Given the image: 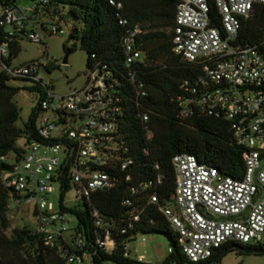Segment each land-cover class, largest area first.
<instances>
[{"label":"built area","instance_id":"built-area-1","mask_svg":"<svg viewBox=\"0 0 264 264\" xmlns=\"http://www.w3.org/2000/svg\"><path fill=\"white\" fill-rule=\"evenodd\" d=\"M50 1L37 0L29 6L0 5V27L6 40L0 42L1 60L8 56L15 33L41 42L27 18ZM109 2L114 4L113 0ZM212 2L220 17V29L212 25L208 0H178L172 29L173 51L188 62L200 64L205 79L200 80L198 89L190 90L188 98L178 96L176 101L181 118L197 109L230 122L235 142L243 149L245 171L241 179H234L200 163L193 155L173 158L175 197L171 204L160 205L159 211L177 236L180 251L192 263L205 262L231 243L257 246L264 234V42L260 48L240 46L236 40L242 20L251 16L256 5H264V0ZM40 28L44 30V25ZM47 30L50 34L66 33L57 22ZM140 32L136 26L122 40L127 67L144 61V52L135 40ZM1 65L12 77L42 82L40 62L18 68L6 66L3 61ZM90 72L81 89L66 94L47 89L36 120L39 140L28 142L21 157L0 156V163L7 166L1 172V180L9 190V204L33 206L34 232L68 264H94L92 255L96 251L85 250L80 236L65 235L70 228L69 213L63 210L68 207L64 197L73 190L75 199L89 202L93 193L112 186L103 167L112 165L117 121L123 115V108L111 92L110 72L105 67H94ZM131 79L134 82V74ZM135 88L137 97L146 95L142 83L135 84ZM138 116L144 124L148 123L147 114ZM150 136L148 132L147 137ZM131 163L122 161L121 168ZM65 176L70 177L69 190L62 181ZM55 184L59 193L57 205L49 200ZM150 202H158L156 195L150 197ZM124 203L130 205L129 200ZM92 216L96 227L102 228L97 209L93 208ZM109 235L105 230L95 241L97 248L107 254L114 248Z\"/></svg>","mask_w":264,"mask_h":264},{"label":"trees","instance_id":"trees-1","mask_svg":"<svg viewBox=\"0 0 264 264\" xmlns=\"http://www.w3.org/2000/svg\"><path fill=\"white\" fill-rule=\"evenodd\" d=\"M30 1L31 4L37 2ZM113 2L112 5L109 0H51L49 4L42 5L40 12L35 9L27 18L29 24L41 17H49L57 23L71 18L69 36L63 44L65 55L79 48L86 54L89 71L94 67H105L111 74V92L123 108V115L117 121L116 149L111 151L112 165L103 167L111 177L112 186L93 193L89 202L82 201L80 206L63 208L76 218L73 238L80 236L85 250L96 251L92 255L94 264H141L130 259L126 253L127 243L133 241L137 234L166 237L172 251L161 264H216L228 251L245 253L243 249L264 248L263 244L243 246L231 243L200 263L188 261L180 251L177 236L159 211L160 205L171 204L175 197L173 158L176 155H193L200 163L216 168L222 175L241 179L245 171L243 149L236 144L229 121L197 109L185 118L179 115L176 98H188L190 90L198 89L205 75L200 64L188 62L173 51L172 29L178 0ZM208 2L212 25L220 29L219 14L212 0ZM0 5L16 6L17 0H0ZM136 26L141 29L135 38L136 46L144 52V61L127 67L122 40ZM3 35L4 29L0 27V42L6 41ZM13 38L9 43L8 56L0 59V156L8 158L13 155L21 157L28 142L39 140L36 120L41 109L40 102L49 89L42 82L12 77L2 70V61L6 66H12L20 50L18 40L24 37L18 32ZM70 40L72 43L68 45ZM236 40L240 46L261 48L264 42V5H256L251 16L242 20ZM49 66H46L48 70L51 69ZM131 74H134V82ZM13 79L34 82L31 90L38 93L37 104L32 107L23 128L16 126L19 108L14 97L18 89L9 85ZM137 83H142L146 91L141 98L137 97ZM140 113L148 115L147 124L139 118ZM148 132H151L149 138ZM19 139H23L22 146L17 145ZM125 160L132 163L122 169L121 162ZM6 167V164L0 163V264H68L57 250L46 247L33 229L26 225L11 228L9 190L1 180V172ZM62 181L69 190L70 177L65 176ZM152 195H156L157 203L150 202ZM127 200L130 205L124 203ZM93 208L99 212L102 228L95 225ZM9 229L10 235H7ZM105 230L114 241L110 254L101 251L95 244L96 238L102 236ZM225 251L214 263H210Z\"/></svg>","mask_w":264,"mask_h":264},{"label":"rangeland","instance_id":"rangeland-1","mask_svg":"<svg viewBox=\"0 0 264 264\" xmlns=\"http://www.w3.org/2000/svg\"><path fill=\"white\" fill-rule=\"evenodd\" d=\"M30 0H17L19 6H29ZM67 8L65 9V11ZM71 18L58 22L65 30V34H50L48 27L56 23L49 17H41L37 20L30 21V25L36 29L41 38V42H32L26 38L18 40L19 52L13 59L12 66H20L32 61L42 63L40 77L42 85L48 86L50 92L54 94H66L74 89H81L85 86L91 72L86 65V54L77 48L73 53L65 55L63 44L68 39ZM37 22V23H36ZM36 23V24H34ZM40 23L44 24L46 30L40 28ZM72 41L68 42L71 45ZM67 56V62L63 63ZM50 64V70L46 68ZM9 85L18 89L14 97V102L19 108V118L16 121L18 128H23V123L29 117L31 109L37 104L38 93L31 90L35 85L32 81H24L21 79H13L9 81ZM17 145H23V139H19ZM53 195L49 196V200L55 205L58 203V186L54 185ZM73 190L66 193L64 203L68 207L80 206L81 200L75 199ZM8 216L11 220V228L15 226L26 225L30 229L36 226V217L33 213V206L17 207L9 204ZM68 227L70 230L65 235L73 233L76 226V218L70 214L67 215ZM10 235V229L6 232ZM264 245V234L261 243ZM169 248H171L165 236L160 234L142 235L137 234L133 241L126 245V253L130 259L140 261L141 264H161L169 256ZM241 251H228L216 264H264V254L257 253H240ZM142 257L140 260L139 258ZM109 264H114L109 262ZM168 264H176L169 262Z\"/></svg>","mask_w":264,"mask_h":264},{"label":"water","instance_id":"water-1","mask_svg":"<svg viewBox=\"0 0 264 264\" xmlns=\"http://www.w3.org/2000/svg\"><path fill=\"white\" fill-rule=\"evenodd\" d=\"M67 62V56L64 58L63 63ZM245 253H257V254H264V248H256V249H252V248H247V249H243ZM225 252L221 253L220 255H218L216 258L212 259L210 261V263H214L219 257H221L223 254H225Z\"/></svg>","mask_w":264,"mask_h":264}]
</instances>
